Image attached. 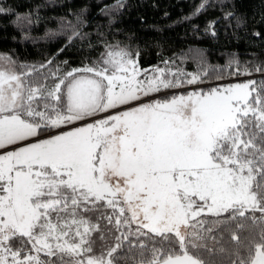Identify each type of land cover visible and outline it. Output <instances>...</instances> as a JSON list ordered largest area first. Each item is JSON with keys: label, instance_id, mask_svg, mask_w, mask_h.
Instances as JSON below:
<instances>
[{"label": "rangeland", "instance_id": "rangeland-1", "mask_svg": "<svg viewBox=\"0 0 264 264\" xmlns=\"http://www.w3.org/2000/svg\"><path fill=\"white\" fill-rule=\"evenodd\" d=\"M104 62L112 72L89 70L68 83L55 129L41 135L19 114L20 75L0 60V264H50L43 255L62 253L68 264H113L120 242L105 258L93 255L99 226L80 215L101 202L130 231L174 233L183 244L200 215L259 206L252 167L236 156L240 136L227 165L214 155L243 117L264 121L260 101L249 103V77L167 100L162 92L179 86L165 68L143 71L120 49ZM39 97L34 91L29 101ZM15 235L28 237L33 251L14 252ZM253 264H264L261 250Z\"/></svg>", "mask_w": 264, "mask_h": 264}, {"label": "trees", "instance_id": "trees-1", "mask_svg": "<svg viewBox=\"0 0 264 264\" xmlns=\"http://www.w3.org/2000/svg\"><path fill=\"white\" fill-rule=\"evenodd\" d=\"M114 49L124 50L143 71L165 68V77L179 87L164 90L161 99L249 77V103L254 108L260 101L264 114V0H0V60L20 75L25 92L19 114L41 135L55 129L51 123L64 110L73 78L89 70L112 72L104 57ZM193 77L198 80L190 82ZM59 84L56 98L52 92ZM34 91L41 97L29 101ZM235 134L242 141L237 159L255 175L258 207L202 214L183 244L174 233L130 231L101 202L80 212L99 226L91 253L105 258L120 242L113 264H158L184 255L199 264H253L258 251L264 253V121L255 114L243 117L215 161L227 165L234 157ZM9 247L23 257L33 251L24 235L12 237ZM43 258L50 264L69 261L64 253Z\"/></svg>", "mask_w": 264, "mask_h": 264}, {"label": "crops", "instance_id": "crops-1", "mask_svg": "<svg viewBox=\"0 0 264 264\" xmlns=\"http://www.w3.org/2000/svg\"><path fill=\"white\" fill-rule=\"evenodd\" d=\"M158 264H199V263L191 256L184 255V256H179V257L168 259Z\"/></svg>", "mask_w": 264, "mask_h": 264}]
</instances>
